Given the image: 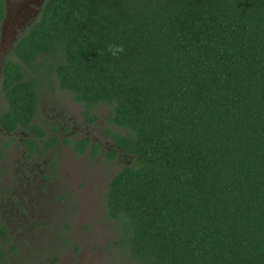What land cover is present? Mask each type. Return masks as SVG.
Here are the masks:
<instances>
[{
  "label": "trees",
  "instance_id": "16d2710c",
  "mask_svg": "<svg viewBox=\"0 0 264 264\" xmlns=\"http://www.w3.org/2000/svg\"><path fill=\"white\" fill-rule=\"evenodd\" d=\"M14 53L0 139L56 145L34 123L44 70L91 121L111 106L109 155L129 162L104 205L137 264H264V0H44ZM14 249L0 218V264Z\"/></svg>",
  "mask_w": 264,
  "mask_h": 264
},
{
  "label": "rangeland",
  "instance_id": "374dc122",
  "mask_svg": "<svg viewBox=\"0 0 264 264\" xmlns=\"http://www.w3.org/2000/svg\"><path fill=\"white\" fill-rule=\"evenodd\" d=\"M4 2L3 107L4 65L16 59L15 43L38 16L44 0ZM39 73L40 104L34 123L46 130L48 138H56V145L30 155L24 144L28 132L22 128L0 139V218L10 229L15 247L11 264H137L120 245L117 223L104 205L110 179L129 162L109 155L114 144L107 130H118L109 119L111 106L92 109L98 118L91 121L85 105L59 88L52 70ZM85 137L100 146L98 153L90 147L77 153L72 143Z\"/></svg>",
  "mask_w": 264,
  "mask_h": 264
},
{
  "label": "clouds",
  "instance_id": "9594fccd",
  "mask_svg": "<svg viewBox=\"0 0 264 264\" xmlns=\"http://www.w3.org/2000/svg\"><path fill=\"white\" fill-rule=\"evenodd\" d=\"M112 51H113V55H115L117 52L123 51V49L120 47H115Z\"/></svg>",
  "mask_w": 264,
  "mask_h": 264
}]
</instances>
